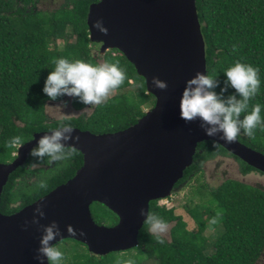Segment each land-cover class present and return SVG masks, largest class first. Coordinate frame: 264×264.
I'll list each match as a JSON object with an SVG mask.
<instances>
[{"label": "trees", "instance_id": "1", "mask_svg": "<svg viewBox=\"0 0 264 264\" xmlns=\"http://www.w3.org/2000/svg\"><path fill=\"white\" fill-rule=\"evenodd\" d=\"M39 1L0 0V163L15 159L18 148L9 147L15 136L26 143L37 132L63 125L95 134L114 133L136 124L157 101L148 91L145 77L124 53L116 48L102 53L101 43L91 40L89 8L100 0H65L51 11L38 9ZM196 2L205 40L207 74L223 81L224 70L236 61L251 64L259 69L261 88L249 102L248 110L256 103L264 106V0ZM58 58L118 64L127 78L116 89L117 96L93 106L90 114L50 121L47 103L68 97L52 101L42 92ZM71 104L78 111L89 107L74 97ZM239 140L264 153V130L258 128L252 137L241 134ZM74 151L75 155L67 161L43 164L35 170L30 168L29 157L10 175L1 195L0 212L13 214L73 178L84 164V154L75 148ZM229 155L239 160L243 174L261 172L218 142L206 140L198 144L192 165L175 185L177 189L191 188L184 207L195 229L188 227L175 207L155 199L150 202L137 246L97 255L85 243L65 238L55 244L65 253L64 264H145L149 259L156 264H256L264 252V188L235 178L209 187L203 180L206 161ZM41 182L44 188L39 187ZM91 211L99 225L112 227L119 222V216L103 203L94 202ZM154 224H172L170 239L152 233Z\"/></svg>", "mask_w": 264, "mask_h": 264}, {"label": "water", "instance_id": "2", "mask_svg": "<svg viewBox=\"0 0 264 264\" xmlns=\"http://www.w3.org/2000/svg\"><path fill=\"white\" fill-rule=\"evenodd\" d=\"M98 19L108 29L107 35L92 26ZM88 24L90 38L101 43L102 53L119 49L135 65L156 105L136 124L114 133L95 134L71 126L79 140L68 144L84 154L83 166L66 183L21 210L10 215L0 212V264H38L34 256L42 229L23 227L38 205L45 211L40 224L55 220L61 229L62 238L57 237L54 245L73 238L97 255L137 246L150 202L173 194L200 142L214 140L264 173L263 152L239 139L227 143L219 134L209 137L199 121L186 123L180 118L186 80L198 71L207 73L196 0H100L89 8ZM154 76L168 87L154 88ZM45 132L35 133L19 147L12 162L0 163V199L10 175L24 165L36 139ZM94 202L109 207L119 222L112 227L96 223L91 211Z\"/></svg>", "mask_w": 264, "mask_h": 264}, {"label": "clouds", "instance_id": "3", "mask_svg": "<svg viewBox=\"0 0 264 264\" xmlns=\"http://www.w3.org/2000/svg\"><path fill=\"white\" fill-rule=\"evenodd\" d=\"M92 26L107 35L108 29L101 20L94 21ZM54 63L55 67L47 75L42 92L52 101L64 96L77 98L80 103L89 106L83 108L80 115L89 113L93 106L105 103L127 78L118 64L67 58H58ZM223 76L221 81L216 75L198 71L186 80L179 103L180 118L186 123L199 121V127L207 136L216 137L219 134L220 139L227 143L237 141L241 134L252 137L258 128L264 130V116L261 115L264 106L256 103L251 111L248 110L249 102L261 88L259 69L238 60L224 70ZM151 83L160 90L168 87L165 81L155 76ZM49 107L61 110L59 105ZM73 130L70 125H63L45 132L39 139L35 138V145L28 153L30 168L35 170L43 164L52 165L71 159L75 151L68 142L79 140V136H73ZM23 143L20 136H15L10 140L9 147L19 148ZM39 187L44 188L45 184L41 182ZM44 218L43 206L38 205L33 209L31 219H26L23 225L25 229L29 225L42 229L34 259L38 264H64L65 253L52 243L57 237L62 238L61 229L55 220L47 225L40 224ZM66 230L74 231L71 226H66Z\"/></svg>", "mask_w": 264, "mask_h": 264}, {"label": "rangeland", "instance_id": "4", "mask_svg": "<svg viewBox=\"0 0 264 264\" xmlns=\"http://www.w3.org/2000/svg\"><path fill=\"white\" fill-rule=\"evenodd\" d=\"M65 0H40L37 3L38 9L41 10H54L60 7ZM59 43H63L59 41ZM118 92L115 90L109 96L115 97ZM61 106V110L55 107L49 106ZM149 110V109H148ZM92 108L90 109V114ZM46 112L50 121L59 120L64 117L79 116L81 111L73 108L71 104V97H67L65 100L58 102H48L46 106ZM203 169V180L209 185V187H217L224 180L229 178L239 179L246 183L259 186L264 188V174L258 171H252L248 174H243L241 163L235 157L229 156H217L216 158L206 161L202 167ZM190 186L183 187L175 190V194L171 198L166 197L160 199L159 203L162 205H167L168 207H175L176 212L181 214L183 218L188 222V227L190 229H195V223L192 218L188 215L184 205L188 203L190 199ZM170 225H159L154 224L151 226L150 230L152 233L158 234L164 238L170 239ZM211 231H207L208 235H211ZM145 264H156L154 260H147ZM256 264H264V255L259 258Z\"/></svg>", "mask_w": 264, "mask_h": 264}, {"label": "flooded vegetation", "instance_id": "5", "mask_svg": "<svg viewBox=\"0 0 264 264\" xmlns=\"http://www.w3.org/2000/svg\"><path fill=\"white\" fill-rule=\"evenodd\" d=\"M264 255V252L262 253V255L261 256H263Z\"/></svg>", "mask_w": 264, "mask_h": 264}]
</instances>
